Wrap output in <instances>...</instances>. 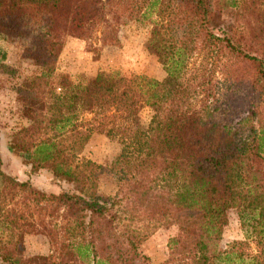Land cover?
I'll return each instance as SVG.
<instances>
[{"label": "trees", "instance_id": "1", "mask_svg": "<svg viewBox=\"0 0 264 264\" xmlns=\"http://www.w3.org/2000/svg\"><path fill=\"white\" fill-rule=\"evenodd\" d=\"M110 4H115L112 13L118 19L129 14L153 25L148 49L161 61L166 77L160 81L118 72H100L79 82L61 77L62 92L52 93L49 111L25 108L29 124L10 136L8 145L20 151L31 174L49 170L73 189L48 194L2 173L3 190H11V200L18 191L25 192L28 200L46 203L49 214L64 210L71 224H66L61 253L76 255L85 264L91 259L94 264H119L126 253H138L148 234L116 231L119 214H137L134 219L148 214L156 230L178 227L169 240L166 264H264V119H258V106L264 107V61L243 44V37L251 34L264 54V0H0V35L24 39L32 34L22 57L42 69L18 93L43 100L53 83L62 34L90 37L106 22ZM223 8L233 10L241 24L220 26ZM165 21L177 24L189 44L176 40ZM197 45L223 53L226 68L236 60L255 65L247 110L237 115L218 99L195 105L196 91L204 83L193 84L200 73L189 77L188 63ZM238 90L230 86L224 96L234 98ZM145 109L151 111L147 128H135L133 120ZM86 114L93 116L91 121L84 122ZM95 132L122 145L110 166L80 158ZM104 176L118 181L115 193L100 191ZM2 194L0 264H33L32 258L18 254L8 236L3 241L9 233L18 242L24 216L5 205ZM231 210L237 211L246 239L221 249ZM48 237L60 247L57 233L50 231ZM108 239L114 243L103 245ZM250 242L257 253L250 250ZM126 243L129 252L118 250L117 262L110 254L99 256L103 249H122Z\"/></svg>", "mask_w": 264, "mask_h": 264}, {"label": "rangeland", "instance_id": "2", "mask_svg": "<svg viewBox=\"0 0 264 264\" xmlns=\"http://www.w3.org/2000/svg\"><path fill=\"white\" fill-rule=\"evenodd\" d=\"M114 5L110 4L107 7L106 22L99 23L90 37L77 38L65 33L62 34L63 48L54 65L53 83L51 89L49 88L48 93L44 95L41 101L30 100L25 95L18 93L20 88H27L32 79L42 71L31 60L22 57L24 50L32 42V34L30 38L26 37L24 39L3 36V38L8 40L10 49L15 54V57L9 59L15 65L11 67L10 65L0 64V92L4 93L6 89L11 92V105L14 101L12 96H14L16 109L9 112V115H11L9 122L3 124L4 122L0 121L2 127H11L14 130L11 132L13 135L20 128L29 124L25 108L30 107V109L49 111L50 107L54 104L52 93L56 92L59 94L62 92L59 84L60 78L63 76L68 77L72 82L91 80L100 72H118L125 77L144 75L160 81L166 77L161 61L148 49V41L153 25L150 22L139 23L129 14L123 15V17L118 19L112 13L113 9H116L113 8ZM221 10L217 20L220 26L226 29L230 28L231 25L237 27L241 24L239 22L240 19L235 15L233 10H225L224 8ZM165 25L168 32L181 44H189L183 30L177 24L165 21ZM243 44L251 50L252 55L264 61L261 45L256 44L251 34L243 37ZM209 48L206 45H197V48H195L189 59V77H195L196 70H199L200 73V79L195 80L193 84L197 86L199 82L201 84L204 83L203 87H198L194 103L196 106L201 107L205 103L213 104L218 99L222 103V106L226 107L230 105L236 111V114L239 115L247 110L248 107L245 104L252 101L248 96L247 88L248 85L250 87L252 78L256 77L257 69L252 62L241 60H236V62H233L232 67L226 68L225 61L227 58L222 55L223 53L211 52ZM227 70H229L228 75L226 74ZM192 71H195V74L191 73ZM230 86L240 90L237 91L238 94L234 98L227 99L224 94H229L227 88ZM8 98L9 96L6 95L5 99L8 100ZM258 108L260 112L258 119H264V107L259 105ZM150 116L151 111L145 109L133 120V126L138 129L147 128ZM92 118L93 116L90 114L83 116L84 122H89ZM121 150L122 145L117 140L109 139L104 134L95 132L80 158L95 161L104 166H110ZM11 152L14 156L6 157L0 154V160L3 157L4 161L1 165L8 172V176L18 178L24 182L29 181L33 186L32 188L48 194H59L73 189L65 182L56 180L49 170L42 169L35 174H31L30 166L24 164V159L19 153L20 151ZM99 185L102 193L113 194L118 189L119 183L111 176H104L101 178ZM0 186L1 193L2 191L4 193L2 195H5L7 198L5 205L17 208L24 216L20 233H18H22L20 235L22 237L18 242H15V239L9 236L8 233V235H4V238L2 236L4 243H7L10 239L16 247L18 254L26 259L32 258L33 264H85L76 255L73 257L66 252L61 253V244L65 238L66 224H71V218L63 212L64 210H61L58 214H49L50 209L46 207V203L37 204L33 202L32 198H29V201L23 191H18L15 199L11 200V190H3L2 179ZM228 214V225L223 232L218 246L221 249H228L233 242L244 241L246 239L237 211L231 210ZM136 215L119 214L120 222H117L114 227L118 232L126 230L129 234L135 231L148 234L138 244L136 251L138 253L135 254L133 251L129 255L130 257H127L126 252L129 246L126 243L122 249H118V246L111 247V249H103L99 253V256L105 257L110 254L112 260L117 262L118 256L121 253L118 250H121L126 254L123 260H119V264H166L170 259L169 240L178 234V227L174 225L156 230V224L148 214L147 216L138 214L139 217L134 219ZM88 217L89 214L86 222L89 221ZM50 231L57 233V242L60 244V247H56V243H51V239L48 237ZM7 236L9 239H7ZM113 243L114 241L108 239L103 245ZM250 243V250L253 253H257L256 245L252 242ZM14 246L11 244L8 247L13 250ZM88 264H94L92 259Z\"/></svg>", "mask_w": 264, "mask_h": 264}, {"label": "crops", "instance_id": "3", "mask_svg": "<svg viewBox=\"0 0 264 264\" xmlns=\"http://www.w3.org/2000/svg\"><path fill=\"white\" fill-rule=\"evenodd\" d=\"M13 57H15V54L10 49V44L8 40L3 38V36H0V64L10 65L11 67H14L15 65L14 62L12 63V61L9 60ZM6 95L9 96L8 100L5 99ZM12 98L14 99V101L11 105V92L7 89L4 91V93L0 92V121L4 122L3 124H5V122L10 121L11 115H9V112H11V110L16 109L15 97L12 96ZM13 131L14 130L9 126L7 128V127H2L0 125V154L6 157L14 156L11 152L13 150H11L8 145L9 138L12 135L11 132ZM2 162H4L3 157H1L0 160V181L2 179L1 177L2 173L4 175H9L8 172L4 170V166L1 165ZM0 196H1V186H0Z\"/></svg>", "mask_w": 264, "mask_h": 264}]
</instances>
